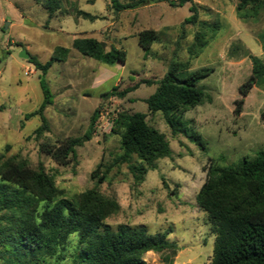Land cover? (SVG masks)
<instances>
[{
  "label": "rangeland",
  "instance_id": "374dc122",
  "mask_svg": "<svg viewBox=\"0 0 264 264\" xmlns=\"http://www.w3.org/2000/svg\"><path fill=\"white\" fill-rule=\"evenodd\" d=\"M56 1L60 8L49 17L43 6L47 0H0V154L19 156L33 169L42 166L67 199L96 190L115 201L119 209L105 221L113 231L121 225L145 228L150 235L171 230L168 239L177 243V250L149 252L144 255L147 264H209L213 223L197 204L208 169L212 164L238 165L264 149V83L250 91L242 113L234 115L236 101L242 98L240 88L252 74L250 57L264 61V0L250 1L241 15L242 0H193L195 24L185 23L192 15L190 3L172 7L161 2L116 12L111 0ZM118 1L126 5L140 0ZM78 11L96 20L84 19ZM150 29L158 37L146 55L138 35ZM198 37L203 38L202 47ZM77 38L96 39L106 51L125 50L126 64L109 66L82 55L73 48ZM61 47L69 50L66 59L54 62L45 75L30 62L36 57L45 64ZM23 50L29 59L20 57ZM175 61L185 64L188 72L214 69L199 83L211 101L183 115L189 135L193 130L200 134L205 150L185 134L174 136L162 113H149L145 100L157 84H141L124 98L110 95L115 86L121 92L144 80L159 81ZM41 77L53 94V104L44 112L49 129L37 139L40 117L25 116L43 102ZM96 110L99 118L88 139ZM136 112L146 114L148 124L165 136L171 157L159 160L157 169L139 185L126 163L112 167L98 183L122 154L115 121L120 114ZM68 140L80 143L66 165L40 149L42 144L58 146ZM77 248L78 236L72 235L65 259L57 261V255L50 263L74 264ZM0 264H5L1 256Z\"/></svg>",
  "mask_w": 264,
  "mask_h": 264
},
{
  "label": "trees",
  "instance_id": "16d2710c",
  "mask_svg": "<svg viewBox=\"0 0 264 264\" xmlns=\"http://www.w3.org/2000/svg\"><path fill=\"white\" fill-rule=\"evenodd\" d=\"M250 1L255 0H242L238 7L240 15ZM161 2H168L172 7L190 3L192 15L185 23L198 22L193 0H140L137 4L126 5L111 0L116 12ZM59 5L56 0L43 2L49 17ZM257 10L255 6V14ZM77 15L96 20L95 16L83 11H78ZM157 37L152 29L139 33L138 43L146 55ZM198 43L202 47L203 38L198 37ZM73 48L105 65L127 62L125 50L113 47L106 51L93 38H77ZM68 53V49L61 47L45 64L36 57H31L30 62L45 75L54 62L65 60ZM250 59L252 74L240 88L242 98L236 101L235 116L242 113L244 99L250 91L264 83V61L256 56ZM213 72V68L188 72L185 64L175 61L159 81L144 80L121 92L115 86L110 95L124 98L141 84H157L155 92L145 100L149 113H162L174 136L185 134L205 150L206 142L200 134L193 130L189 135L183 115L205 100L211 101L199 88V83ZM40 86L43 102L37 111L25 116L26 120L40 117L42 124L35 131L37 139L49 129L44 112L53 104V94L43 77ZM99 114L98 110L94 112L91 130L86 135L88 139H91ZM261 117L264 120V111ZM115 127L121 131L122 154L106 169L98 183L105 181L112 167L126 163L135 184L139 185L149 171L157 169L159 160L171 157L165 136L148 124L146 114H120ZM79 143L80 140H68L58 146L42 144L40 149L56 163L66 165L71 156L75 157V147ZM92 178H96V172ZM197 204L213 223L215 241L209 264H264V149L254 158L244 157L238 165H210ZM118 209L115 201L105 199L96 190L87 191L74 200L67 199L42 166L33 169L19 156L6 158L0 154V256L5 264H51L50 260L57 255V261H62L72 235L78 236L74 264H147L144 255L149 252L177 250V243L168 239L171 230L150 235L145 228L121 225L113 231L105 221Z\"/></svg>",
  "mask_w": 264,
  "mask_h": 264
},
{
  "label": "water",
  "instance_id": "95a60500",
  "mask_svg": "<svg viewBox=\"0 0 264 264\" xmlns=\"http://www.w3.org/2000/svg\"><path fill=\"white\" fill-rule=\"evenodd\" d=\"M101 45H102V47H104V44H103V43H102ZM20 57H21V58H25V59H29L30 54H29L26 50H23V51L21 52Z\"/></svg>",
  "mask_w": 264,
  "mask_h": 264
},
{
  "label": "crops",
  "instance_id": "0c3cea01",
  "mask_svg": "<svg viewBox=\"0 0 264 264\" xmlns=\"http://www.w3.org/2000/svg\"><path fill=\"white\" fill-rule=\"evenodd\" d=\"M150 253H152V252H150ZM154 255V254H153Z\"/></svg>",
  "mask_w": 264,
  "mask_h": 264
}]
</instances>
